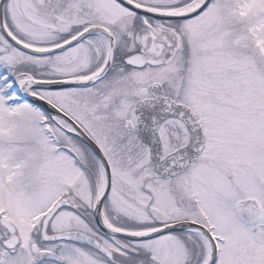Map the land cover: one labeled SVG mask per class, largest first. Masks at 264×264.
I'll return each mask as SVG.
<instances>
[{
	"label": "snow or ice",
	"instance_id": "obj_1",
	"mask_svg": "<svg viewBox=\"0 0 264 264\" xmlns=\"http://www.w3.org/2000/svg\"><path fill=\"white\" fill-rule=\"evenodd\" d=\"M0 264H264V0H0Z\"/></svg>",
	"mask_w": 264,
	"mask_h": 264
}]
</instances>
